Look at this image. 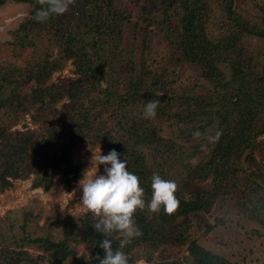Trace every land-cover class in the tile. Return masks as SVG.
Masks as SVG:
<instances>
[{
    "label": "trees",
    "instance_id": "trees-1",
    "mask_svg": "<svg viewBox=\"0 0 264 264\" xmlns=\"http://www.w3.org/2000/svg\"><path fill=\"white\" fill-rule=\"evenodd\" d=\"M11 1L34 7L28 20L13 33V41L0 43V112L14 121L6 125L0 118V191L31 176L37 189L49 190L54 181L62 185L65 181L70 188V182L76 183L85 170L84 165L75 164L72 150L89 142L102 145L105 154L112 149L121 154L128 170L138 176L147 201L152 174L173 180L172 169L163 161L178 157L187 171L188 184L193 183L195 190L186 199L176 187L178 206L171 214L163 210L153 213L147 206L137 210L134 221L141 235L121 249L128 264H136L140 249L164 255L182 248L187 255L171 254L168 264H232L192 235L194 221L208 233L215 229L207 218L223 201H230L243 216L264 227V0H245L241 5L235 0H71L64 14L46 22L33 19L35 10L46 0H0V7ZM150 9L160 10L163 17H146ZM138 13L144 14L143 18ZM144 22L164 32L182 60L197 67L220 91L216 103L169 96L163 88L156 91L159 80L151 77L149 69L134 75L133 61L125 76L115 74L117 56L127 53L118 48L117 56L103 53L108 45L115 47L125 35L143 29ZM53 37L60 38L59 44L51 41ZM55 48H59V55L53 59ZM68 60L75 64L79 79L66 88L49 84ZM64 98L70 104L57 112V123L53 124L45 114L52 113L53 106ZM150 99L160 104L156 116L145 119L143 107ZM198 104L206 110L199 112L201 116L209 113L207 108L216 107L218 126L205 146H212L210 157L194 165L178 140L164 133L172 122L191 124L190 116L196 118L194 107ZM28 114H33L43 133L10 132ZM200 148L197 145L188 153L197 157ZM257 151L260 161L254 156ZM211 175L216 178L212 189L198 186ZM32 217L30 213L24 218L23 230ZM93 222L89 212L77 221L70 217L68 223L59 224L64 239L47 236L32 243L50 253L54 264H98L96 258L103 256V250L97 245L103 237L91 227ZM65 225L73 230L71 235H66ZM111 239L115 251L120 237ZM21 242L15 249H0V264H40L44 260L29 259L23 249L31 241L24 238ZM80 244H88L91 254L78 256Z\"/></svg>",
    "mask_w": 264,
    "mask_h": 264
},
{
    "label": "rangeland",
    "instance_id": "rangeland-1",
    "mask_svg": "<svg viewBox=\"0 0 264 264\" xmlns=\"http://www.w3.org/2000/svg\"><path fill=\"white\" fill-rule=\"evenodd\" d=\"M236 5H241L245 0H235ZM34 5L19 2H8L0 7V43L13 41V33L16 32L21 24L26 22L30 17V12ZM141 14L138 13V16ZM144 15V14H143ZM143 15L140 18H143ZM146 17L150 19H160L163 17L162 12L158 9H150L146 11ZM147 27V30H144ZM165 33L160 29L148 27L146 22L143 23V29L137 28L135 33L127 34L113 47V43L108 45V51L104 52V56H117V51H125L126 56H117L113 69L115 74L122 72L125 76L132 61L136 64V75L138 71L149 69L151 77L159 80L157 89L163 88L166 95L180 96L190 99H202L203 103H214L219 100L220 96L213 84L207 82L202 76L200 70L182 60V56L176 53L171 46V41L165 38ZM60 38L62 35L58 34ZM132 36H135L133 39ZM60 38H52L51 41L59 44ZM59 55V48H55L53 59ZM226 74H230L225 65H221ZM76 72V66L72 60H68L64 67L53 74L49 84L58 87H68L70 82L79 79ZM150 86L151 81H147ZM221 93L224 91L221 89ZM161 95V94H160ZM70 100L64 98L57 102L52 109V113L45 114L53 124L57 123L56 114L60 112L65 105H69ZM198 113L196 118L192 117L191 124L174 123L168 125L164 136L178 140L185 150V156L194 165L205 162L210 157L212 146L205 148L212 140V135L217 129V118L214 117L216 107L207 108L208 114H199L206 111L202 104L194 107ZM18 115V113H16ZM186 114V113H185ZM36 115V114H35ZM201 116V117H199ZM0 118L6 125H11L14 121H10L8 115L4 111L0 112ZM46 117L43 119L45 122ZM200 127H204L200 131ZM42 132L40 123H36L33 114H28L24 119H19L18 124L10 128V132ZM200 145V151L197 157H192L188 151ZM212 145V144H211ZM102 145H92L89 142H81L72 150L75 164H82L87 169L90 164L91 151H96ZM47 150V149H46ZM50 151V150H49ZM203 151V154H201ZM54 153V151H50ZM103 152V149H102ZM254 154L257 161L261 156ZM192 157V158H191ZM166 161V163H165ZM264 163V161H263ZM163 164L166 168L172 169L173 180L179 192L185 195L186 199H190V194L194 192L195 186L188 184L187 171L183 167L181 158L165 157ZM103 172V166L100 169ZM34 176L27 180L13 181L12 188L0 191V249L2 247L12 248L21 246V240L29 238L30 245H26L23 249L27 253L29 259H37L42 257L40 264H54L49 257L48 252L32 241L38 238L51 236L56 240L64 239L65 232L59 227V224L68 223L70 217L77 221L88 211L79 204L80 192L77 188V182H70L71 187L68 188L66 182L64 184L53 182L49 190L34 187ZM215 176L211 175L205 181L198 183L199 187L212 189L214 186ZM193 198V196H192ZM33 217L29 224L23 230L24 218L29 214ZM220 219H223L219 222ZM209 224L215 226L211 232H206L205 226H199L194 221L193 238L199 240L200 244L206 249L212 251L219 256L227 258L232 264H264V227L257 222L250 221L243 216L238 208L231 205L230 201L221 202L213 211L212 215L207 218ZM66 226V225H65ZM66 235H71L72 229L67 226ZM208 233V234H207ZM74 246V244H72ZM11 249V250H12ZM79 255L86 253L91 254L92 248L88 244H80L77 246ZM138 259L136 264H168L169 256L183 257L187 255L184 248L176 250H168L164 255L160 252L147 253L140 249L137 253ZM26 264V263H22Z\"/></svg>",
    "mask_w": 264,
    "mask_h": 264
},
{
    "label": "clouds",
    "instance_id": "clouds-1",
    "mask_svg": "<svg viewBox=\"0 0 264 264\" xmlns=\"http://www.w3.org/2000/svg\"><path fill=\"white\" fill-rule=\"evenodd\" d=\"M71 0H46L35 10L33 19L46 22L53 16L64 14ZM159 100H147L143 107V117L156 116ZM91 151L90 166L77 181L80 192L79 204L94 218L91 227L103 237L97 245L103 250L98 256V264H128L126 254L121 250L132 238L139 237L141 231L135 224L134 215L145 206L150 212L163 210L173 213L178 200L175 198L176 184L173 180L163 179L159 174L151 176V196L145 200V190L136 174L128 170L127 161L115 149L102 152L101 147ZM103 166V172L100 171ZM120 237L118 248H112L113 239Z\"/></svg>",
    "mask_w": 264,
    "mask_h": 264
}]
</instances>
